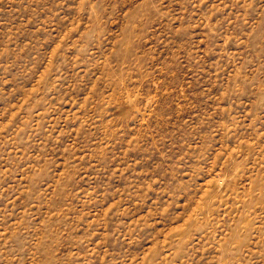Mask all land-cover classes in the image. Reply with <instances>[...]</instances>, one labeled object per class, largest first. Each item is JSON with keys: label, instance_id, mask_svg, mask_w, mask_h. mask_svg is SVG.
<instances>
[{"label": "rangeland", "instance_id": "1", "mask_svg": "<svg viewBox=\"0 0 264 264\" xmlns=\"http://www.w3.org/2000/svg\"><path fill=\"white\" fill-rule=\"evenodd\" d=\"M0 264H264V0H0Z\"/></svg>", "mask_w": 264, "mask_h": 264}]
</instances>
